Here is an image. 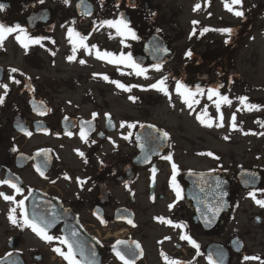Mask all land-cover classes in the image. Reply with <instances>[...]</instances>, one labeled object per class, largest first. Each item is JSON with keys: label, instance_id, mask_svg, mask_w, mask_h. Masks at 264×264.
<instances>
[{"label": "flooded vegetation", "instance_id": "1", "mask_svg": "<svg viewBox=\"0 0 264 264\" xmlns=\"http://www.w3.org/2000/svg\"><path fill=\"white\" fill-rule=\"evenodd\" d=\"M0 4L5 5L0 23L19 24L28 36L44 38L24 48L16 39L23 34L13 33L0 44V84L8 86L7 91L0 87L4 98L0 103V264H68L54 251L60 248L67 253L66 245L58 239H42L23 223L20 200L27 217L51 222L48 235L72 240L70 233H78L85 250L84 257L77 251L80 264L88 260L123 264L113 250L117 241L126 242L117 245L121 251L127 253L130 247L134 253L126 255L132 264H167L165 256L180 264H209L210 256L214 264L264 262V207L256 203L264 200V158L247 167L210 160L202 169L201 161L186 165L183 151L170 144L168 136L161 153L144 163L136 160L141 148L136 133L149 123L129 128L135 125L129 113L103 112V107L87 111L85 101L72 103L56 95L51 83L29 74L44 70L41 54L50 50L56 54L60 41L69 38V28L87 38L101 27L100 21L121 14L137 39L146 41L153 34L166 39L147 24L153 15L151 0H69L67 4L64 0H0ZM13 68L17 71L11 72ZM88 121L90 127L84 123ZM82 126L86 139L80 137ZM169 155L171 160L163 158ZM173 163L177 166L174 182ZM243 170L252 176L244 185L238 178ZM221 192L226 193L224 207L213 219L209 209L218 205ZM11 209L16 223L9 220ZM169 220L172 224L164 222ZM182 234L199 248L181 240Z\"/></svg>", "mask_w": 264, "mask_h": 264}, {"label": "rangeland", "instance_id": "2", "mask_svg": "<svg viewBox=\"0 0 264 264\" xmlns=\"http://www.w3.org/2000/svg\"><path fill=\"white\" fill-rule=\"evenodd\" d=\"M226 2L231 0H151L153 15L147 24L164 35L175 53L172 60L162 64L159 72L152 66L146 67L147 78L137 76L124 64L97 58V51L101 54L110 52L118 58L121 53H131L133 57L141 49L142 40L121 36L115 28L106 25L85 39L87 49L74 44L76 38L62 39L56 54L51 50L41 54L44 70L29 74L32 77L37 74L38 80L51 83L56 95L68 97L72 103L85 101L87 111L103 107V112L131 114L136 127L144 123L157 126L168 133L170 144L183 151L186 165L201 161L204 169L210 160H215L223 161L225 165L247 167L253 160L264 158V0H242V5H233L234 10L244 12L243 17L228 11ZM196 5L200 7L196 8ZM259 8L263 11L250 16ZM193 21L198 23L193 24ZM244 21L248 26L241 34L237 29ZM205 28L208 31H203ZM223 28L233 31L231 34L218 31ZM74 47L75 56L70 61L68 57L73 55ZM27 48L32 45L28 44ZM229 48L230 56L225 61L228 71L223 73L221 80L217 65L198 67L196 71L199 72L194 69L196 73L188 76L190 88L195 90L194 84L199 82L198 86L203 90L193 97L197 103L191 109L175 91L177 79L166 81L170 99L169 95L148 87L162 76L168 77L176 70L190 67V61L197 56L218 55ZM189 51L190 57L186 56ZM81 60L85 63L81 64ZM10 64L9 61L4 65ZM110 81L138 86L125 91ZM218 85H222L220 94L231 101V104L221 102L219 112L216 108L218 98L208 99L207 92ZM129 96L135 99L130 100ZM240 96H246L247 104H256L259 108L247 110L240 103ZM198 114L213 126L201 124L196 119ZM233 114L236 128L232 127ZM217 124L222 126L217 127ZM209 152L213 156L207 155Z\"/></svg>", "mask_w": 264, "mask_h": 264}, {"label": "snow or ice", "instance_id": "3", "mask_svg": "<svg viewBox=\"0 0 264 264\" xmlns=\"http://www.w3.org/2000/svg\"><path fill=\"white\" fill-rule=\"evenodd\" d=\"M69 2V0H64V3L67 4ZM40 3H43V0H40ZM233 5H242V0H231L230 3H225V8L232 12L235 16L237 17H243L244 16V12L241 10H234ZM79 7V5H78ZM117 7H119V5L117 4ZM200 5H196V8H199ZM5 8L4 4H0V11H3ZM195 10V9H194ZM85 14H88L87 12ZM198 23L197 21H193V24ZM101 26H108L110 28H115L116 31L121 35V36H126V37H130L132 39H137L135 32L133 31V29L129 26V22L126 18H124L123 14H121L120 18L118 19H114V20H102L100 21ZM203 31H208L207 28L203 29ZM218 31L222 32V33H228L231 34V32L233 31L230 28H223V29H219ZM13 33H21L23 35H16V39L18 42L21 43V45L25 48L28 47L29 43H34V44H39L41 39H44L43 37H37V38H32L30 36H28L27 34V30L25 28H23L21 25L16 24L14 26H7L3 23H0V44H2V42L5 40V38L8 35H11ZM68 34L69 37H73L75 36L77 39L74 41V44H79L80 47H83L85 49H87V45L85 44V39L86 37L82 36L80 33L78 32H74V30L72 28L68 29ZM203 34V32L201 33ZM123 43V41H121ZM227 43V41H225ZM93 48H95L96 46L93 45ZM158 52L161 53H166L167 49L166 48H157L156 49ZM75 51L76 48H73V55L68 57V60H73L74 56H75ZM192 55L191 51L186 53V56L190 57ZM97 58L100 59H108L110 63H119V64H124L127 67L133 69L135 71V74L137 76H145V78H147V76L145 75L146 72L148 71V69H146L145 67H143L138 61L134 60L132 57L131 53H121L120 56L114 57L113 53L110 52H104L103 54H101L99 51H97ZM81 64L85 63V61L81 60L80 61ZM162 65L160 63L154 64L152 65V68L159 72L161 70ZM17 69L13 68L11 69V72H16ZM11 78V77H10ZM104 79H108L107 76L103 77ZM169 79V77L167 76H162L159 80H157L155 83L150 84L148 87L152 88V89H156L162 93H164L165 95H169V91L168 88L166 86V81ZM15 83L19 84L20 81L19 80H14ZM114 84H116V86L118 88L124 89L125 91H129L132 87H137L138 85H124L122 83H120L119 81H110ZM0 87L4 88L5 91H7V85L6 84H0ZM222 87V85H218L217 88H209L207 90L208 92V99H212L213 96L218 98V101L216 103V108L217 111L219 112L220 109V104L222 103H226V104H231V101L229 100V98L225 95H221L219 92V88ZM175 91L178 93V95H180L183 99V103H185L190 109L193 107L194 103H197L196 100L193 99L194 96H196L197 94H201L203 92V90L199 87L196 86L195 90H193L192 88H190L189 86H187L184 82H182L181 80H177L176 81V87H175ZM170 95H169V99H170ZM3 96H0V103L3 102ZM130 100H134L135 98L132 96H129ZM239 101L242 105H245V107L247 108V110L251 111L253 109H258L259 106L256 104H247V97L246 96H240ZM41 114H43V112H41ZM93 118H95L96 113H93ZM108 115V114H106ZM196 119L200 121L201 124L206 125L207 127H212V123L210 121H206L204 119H202L201 115H197ZM222 119V116H221ZM235 114H233L232 116V127L236 128V123H235ZM87 123V125L90 127L91 126V122H84ZM135 125L133 124H129L128 127L132 128ZM217 127H221L222 124H217ZM23 129V125L20 126ZM121 127H124V124H121ZM152 127V126H150ZM26 131V130H25ZM26 134L30 135L31 133H27ZM131 134V133H130ZM70 135V133H69ZM86 130L85 128L82 126L80 129V137L81 139H86ZM168 137V133L167 132H162L160 136L157 137H152L150 134V139H167ZM124 139H128V137H124ZM225 139H228L227 137H225ZM94 143V141H93ZM141 148H143V144H141ZM13 151H15V149H13ZM81 156H83L84 154L81 152L79 153ZM207 155L209 156H213V153H207ZM164 159L167 160H171V156H166L163 157ZM217 158L218 157H214ZM148 159V156L145 155V160ZM47 165V155L45 154V160H44V166ZM172 169H173V176H172V180L173 182L175 181V175H176V170H177V166L173 163L172 164ZM38 171H41V166H38L37 168ZM155 171V169H153V172ZM41 174L43 175V172L41 171ZM67 178V177H66ZM3 183H9V181H4ZM220 186V181H217V187ZM11 187L15 188L17 192L20 191V189L15 185V184H11ZM177 198H180V192L177 186ZM0 195H3L2 193H0ZM226 195V193L221 192L220 193V201L218 203V205L214 208H210L209 211L212 213V218H215V215L222 210V208L224 207V201L222 199V197ZM249 195H251L253 197V199H255V194L254 193H250ZM5 200H13L14 198L11 196H4ZM256 203L259 204L261 207H264V200H256ZM18 206L21 209V216L23 217V223L25 225H27L28 227H30L32 229L33 232H35L38 236H40L42 239L46 240V241H53V240H59V242L63 245H66L67 247V253H63L61 252L60 248H55L54 251L57 253H60L61 255L64 256V258L68 261V264H80V261H78L76 259V254L77 251L79 252L81 257H84L85 255V250L84 247L81 245V243L78 240V233L75 231H72L70 233L72 240H69L67 238H60V237H53L47 234V229L50 228L51 222L47 221L46 219H44L43 217H35L33 216L31 219H29L23 212V207H24V200H20L18 201ZM172 205H169V208L171 209ZM15 211V209H11L10 213H9V220L12 221L13 223H16V220L14 218V216L12 215V213ZM163 221V218H157ZM168 224H172V221H164ZM129 223H131V221H129ZM175 227L178 228H182L183 225L177 224L175 225ZM167 239V238H166ZM181 240H188L189 243L194 247V248H199V246L196 244V242L194 240L191 239V237H188L186 235H181L180 237ZM122 244H126L125 241H117L116 245H113V250L115 251L116 256L123 261V264H132V262L126 258V255H134V253L131 252V249L129 247L128 252L125 253L123 251H121L119 248H117V245H122ZM135 247L137 249L140 248L139 244H136ZM91 255L94 257L95 253H91ZM163 255V254H162ZM165 261L167 262V264H180V262L175 261V260H169L168 257H164ZM245 260H251V259H258L257 257H244ZM87 264H94L93 260H88ZM209 264H214L211 256L209 257ZM262 264H264V262H262Z\"/></svg>", "mask_w": 264, "mask_h": 264}, {"label": "water", "instance_id": "4", "mask_svg": "<svg viewBox=\"0 0 264 264\" xmlns=\"http://www.w3.org/2000/svg\"><path fill=\"white\" fill-rule=\"evenodd\" d=\"M121 16V15H120ZM157 48H166V53L158 52ZM170 54L164 41L157 35H152L148 41L144 44L142 55L136 56L133 59L138 61L142 66L149 61L151 64L162 63L164 58ZM149 124L143 125L139 128L136 133V144L141 146L143 144L144 148H140V156L136 160H145V155L148 156V159L144 161L147 163L152 155H157L161 153L162 147L167 144V139H150V134L152 137L160 136V132L155 126ZM154 147H158L154 150ZM238 178L242 185L247 184L248 181L252 178L251 173L248 171H241L238 175ZM37 217V216H35ZM29 219L32 217L29 216Z\"/></svg>", "mask_w": 264, "mask_h": 264}, {"label": "trees", "instance_id": "5", "mask_svg": "<svg viewBox=\"0 0 264 264\" xmlns=\"http://www.w3.org/2000/svg\"><path fill=\"white\" fill-rule=\"evenodd\" d=\"M262 11H263L262 8L254 9L250 16L257 15L258 13H260ZM247 26L248 25L245 24V21H244L243 24L237 30L239 31V33L243 34L246 31ZM236 36H238V35H236ZM230 49L231 48H229L228 50H225L223 53L218 54V55L206 56V57H202V59L198 58L197 60H195V62H193L191 64L188 75L194 73L193 70L196 68V66H204L207 68V67L217 65L218 67H220L223 70L222 73H224L225 71H228V69L226 68L227 64L225 61L230 56V52H231V51H229Z\"/></svg>", "mask_w": 264, "mask_h": 264}]
</instances>
